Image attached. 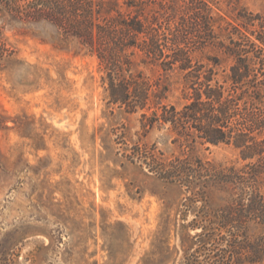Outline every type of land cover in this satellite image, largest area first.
Returning a JSON list of instances; mask_svg holds the SVG:
<instances>
[{
    "label": "rangeland",
    "instance_id": "1",
    "mask_svg": "<svg viewBox=\"0 0 264 264\" xmlns=\"http://www.w3.org/2000/svg\"><path fill=\"white\" fill-rule=\"evenodd\" d=\"M116 1L124 12V0ZM0 0V264H264V225L228 226L229 185L205 194L167 182L128 158L136 144L180 156L167 129L145 135L141 112L109 104L97 53L46 20H19ZM24 4V1H22ZM158 7V5H157ZM227 22L242 10L264 16V0H221ZM224 26V25H223ZM222 44L230 45L222 31ZM209 47L195 54L222 82L235 59ZM140 62V60H138ZM217 64V65H216ZM169 88L181 108L180 70L138 68ZM193 154L218 169L251 161L234 145L197 144ZM264 195V176L260 179ZM195 190H198L195 189ZM229 242V243H228Z\"/></svg>",
    "mask_w": 264,
    "mask_h": 264
},
{
    "label": "trees",
    "instance_id": "2",
    "mask_svg": "<svg viewBox=\"0 0 264 264\" xmlns=\"http://www.w3.org/2000/svg\"><path fill=\"white\" fill-rule=\"evenodd\" d=\"M5 1L13 17L46 20L94 50L105 66L109 104L128 113L141 112L145 135L167 129L174 135L173 143L183 148L180 156L167 158L156 145L136 144L130 161L162 180L194 190V195L205 194L214 183L229 185L236 199L223 213L228 226L245 229L250 218L264 225L259 186L264 176L263 15L242 10L235 18L238 25H225L213 7L221 0H124L126 12L116 1ZM222 31L229 46L222 44ZM209 47H223L235 59L224 82L215 69L203 72L204 67L195 63L196 52ZM141 65L183 72L188 81L186 103L181 108L166 103L169 88L161 81L151 82L138 70ZM222 143L234 145L243 160L251 161L244 171L218 169L193 154L197 144ZM258 241L261 259L264 241Z\"/></svg>",
    "mask_w": 264,
    "mask_h": 264
}]
</instances>
